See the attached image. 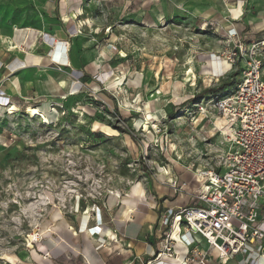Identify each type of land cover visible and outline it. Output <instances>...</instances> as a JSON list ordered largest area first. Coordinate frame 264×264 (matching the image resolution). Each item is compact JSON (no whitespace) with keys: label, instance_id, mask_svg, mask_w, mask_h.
<instances>
[{"label":"rangeland","instance_id":"374dc122","mask_svg":"<svg viewBox=\"0 0 264 264\" xmlns=\"http://www.w3.org/2000/svg\"><path fill=\"white\" fill-rule=\"evenodd\" d=\"M53 2L0 0V68L8 57L2 43L8 46L13 25L49 30L63 26L65 15L49 11ZM230 2L78 0L74 15L79 37L61 41L58 54L66 56L64 51L72 49L81 60L90 45L104 47L105 71L99 86L86 79L81 90L77 83L70 92L48 95L32 78L43 80L49 73L27 69L21 73V103L14 113L8 111L10 98L0 91V264H22L20 252L46 241L43 231L49 229L55 210L71 213L73 203L77 210L84 201L136 184L137 189L164 170L168 173L169 166L175 176L190 173L184 181L196 187L192 171L218 161L215 150L229 144L219 133L209 137L212 125L201 120L193 98L224 81L230 82L229 93L241 77L239 69L231 71L220 59L222 35L229 27L218 22L217 32L200 27L207 22L204 18L217 21L212 16L226 11ZM259 11L251 10L255 20L264 17ZM87 20L90 26L84 24ZM189 67L197 76L194 87L184 81ZM208 69L215 72L205 73ZM233 71L237 74L231 76ZM29 107L37 108L48 122L31 116ZM147 109H162L164 114L146 121ZM211 117L215 121L218 116ZM223 121L217 118L216 125ZM158 128L163 133H157Z\"/></svg>","mask_w":264,"mask_h":264},{"label":"crops","instance_id":"0c3cea01","mask_svg":"<svg viewBox=\"0 0 264 264\" xmlns=\"http://www.w3.org/2000/svg\"><path fill=\"white\" fill-rule=\"evenodd\" d=\"M64 3L54 0L53 6L49 7V11L65 15L63 26H54L49 30L13 25L7 33L12 40L10 47L3 42L2 36V45L7 48L8 57L2 59L0 91L3 92L2 96L10 98L11 104L19 107L21 103L18 90L21 88V73L27 69L49 73L47 80L52 79L53 82L46 78H32L38 87H45L48 95L64 90L70 92L78 87L74 85L77 83L80 84L78 90H81L86 85V79L98 86L101 83L102 72L105 71L104 47H99L98 43L90 45V49L80 56L81 60L72 49L70 52L69 49L64 51L66 56L58 54L61 41L79 37L75 32L78 25L74 15L76 9L80 8L78 0H65ZM230 3L226 11H218V16H212L217 18L215 22L235 29L246 27L249 36L261 37L264 17L260 15L255 20L251 10H262L258 14H264V0H231ZM231 5H239L241 10L237 16L232 15L229 9ZM203 20L210 21V18ZM219 63L216 61L218 67ZM212 71L215 72L208 69L205 73L212 74ZM61 79L66 84L65 89L56 85ZM168 168V173L155 175L149 182L140 183L137 189L136 184L118 194L111 193L84 201L78 204L77 210L73 203L71 213L55 210L50 216L49 229L43 231L46 241L38 243L32 251L20 252L18 258L24 259L22 264H142L151 260L164 232L160 218L166 209L192 204L185 193L171 188L166 181L174 177L181 182L189 179L190 173L178 172L175 176L170 166ZM139 189H142L141 195ZM174 251L178 259L169 257L164 260L166 264H181L185 247L176 243ZM225 264L237 263L230 260Z\"/></svg>","mask_w":264,"mask_h":264},{"label":"built area","instance_id":"2783aa9c","mask_svg":"<svg viewBox=\"0 0 264 264\" xmlns=\"http://www.w3.org/2000/svg\"><path fill=\"white\" fill-rule=\"evenodd\" d=\"M216 23L204 22L200 29L217 32ZM261 32L253 37L229 27L222 35L220 59L231 71L239 69L240 80L229 93L202 98L195 107L212 125L209 137L219 133L229 145L215 150L218 161L192 171L196 187L166 180L192 204L166 209L158 249L142 264L178 259L176 243L185 247L181 264H264V28ZM214 113L223 124L216 125Z\"/></svg>","mask_w":264,"mask_h":264},{"label":"bare ground","instance_id":"6f19581e","mask_svg":"<svg viewBox=\"0 0 264 264\" xmlns=\"http://www.w3.org/2000/svg\"><path fill=\"white\" fill-rule=\"evenodd\" d=\"M231 8V10H232V14L234 15V16H237V14L240 12V8H239V5L238 6H235V7H230ZM84 24H86L87 26H90L91 25V21L90 20H87L86 22H84ZM148 26H151V25H148ZM152 26H154L153 24H152ZM10 40H11V38H8L7 39V42H8V46L10 47L12 44L10 43ZM12 41V40H11ZM16 46V45H15ZM21 47V46H20ZM185 73H186V77L184 78V81L187 83V86H189V87H194L195 86V84H196V79H197V76H196V74H195V72L193 71V69H192V67H189L188 68V70L187 71H185ZM35 78V77H34ZM39 78V77H38ZM47 78L48 77H46V80H47ZM50 80H52V79H48L47 81H50ZM52 82H53V80H52ZM115 84H121V80H120V78H118L115 82H114ZM56 85H57V87L58 88H60V89H64L65 88V82L61 79L60 81H59V83L57 84L56 83ZM123 102L125 103V104H128L129 102H128V99L127 98H125L124 100H123ZM30 113H31V116H33V115H38V116H41V118H43V120H44V122H48V119L46 118V116L45 115H43V114H41L40 115V111L37 109V108H35V107H29L28 109H27ZM8 111H10V112H12V113H14V112H16V111H19V107L17 106V105H15V104H12V106L8 109ZM163 114H164V110H162V109H158V110H156L155 112L154 111H151V110H149V109H147L146 110V113H145V120L146 121H150L151 119L153 120V121H155V120H157V119H159V118H161L162 116H163ZM224 122V121H223ZM223 122H221V124H223ZM221 124H219V125H221ZM218 125V126H219ZM226 131V129H224V132ZM171 146L173 147L174 146V144H171ZM138 193L141 195L142 194V189H139L138 190ZM36 235V234H35ZM4 257H5V259L7 260V261H11L12 260V256L11 255H9V254H4Z\"/></svg>","mask_w":264,"mask_h":264},{"label":"trees","instance_id":"16d2710c","mask_svg":"<svg viewBox=\"0 0 264 264\" xmlns=\"http://www.w3.org/2000/svg\"><path fill=\"white\" fill-rule=\"evenodd\" d=\"M236 74H237L236 72L232 73L231 76L236 75ZM229 85H230V82L224 81L216 88H208V89L203 90L202 92L196 95L197 98L195 97L193 99H196L194 101L198 102L202 98L204 99V98H208L212 96L222 95L224 93H227L226 89L229 87ZM121 131L127 132L129 130L123 129Z\"/></svg>","mask_w":264,"mask_h":264},{"label":"water","instance_id":"95a60500","mask_svg":"<svg viewBox=\"0 0 264 264\" xmlns=\"http://www.w3.org/2000/svg\"><path fill=\"white\" fill-rule=\"evenodd\" d=\"M39 201H40V202L44 201V198H39Z\"/></svg>","mask_w":264,"mask_h":264}]
</instances>
